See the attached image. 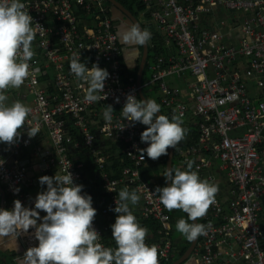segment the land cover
Instances as JSON below:
<instances>
[{
    "label": "built area",
    "instance_id": "built-area-1",
    "mask_svg": "<svg viewBox=\"0 0 264 264\" xmlns=\"http://www.w3.org/2000/svg\"><path fill=\"white\" fill-rule=\"evenodd\" d=\"M137 1L167 51L148 65L150 77L139 87L134 78L124 77V49L107 16L106 0H22L41 28L33 41L29 76L19 87L32 110L20 130L39 125L37 136L46 133L49 139V148L39 154L41 174L64 175L68 169L74 183L84 186L85 166L75 163L72 154L87 149L109 196V206L93 221L99 242L114 247L106 241L110 227L101 218L114 212L118 193L127 186L141 197L138 220L159 226V240L149 236L146 244L157 246L159 264H168L170 218L153 194L154 182L143 174L149 158L141 157L147 145L140 134L146 126L121 116L127 95L139 100V91L150 89L166 114H182V127L194 135L177 151V161L185 170L186 162L194 161L193 170L202 179L217 185L225 178L230 187L231 201L218 190L207 210L206 235L199 237L193 258L200 264H234L238 250L245 264H264V0ZM73 52L87 67L97 64L108 71L100 101H84L86 84L69 71ZM105 106L113 108L111 123L103 119ZM33 138L22 135L11 145L0 144L5 161L0 187L23 206L29 202L26 190L38 184L22 159ZM98 138L116 144L124 155L129 166L120 178L108 171L107 156L95 147ZM21 238L26 249L37 244L33 235Z\"/></svg>",
    "mask_w": 264,
    "mask_h": 264
},
{
    "label": "clouds",
    "instance_id": "clouds-1",
    "mask_svg": "<svg viewBox=\"0 0 264 264\" xmlns=\"http://www.w3.org/2000/svg\"><path fill=\"white\" fill-rule=\"evenodd\" d=\"M40 28L25 11L22 0H0V144L11 145L21 137L18 130L32 111L20 101L9 104L6 90L19 88L29 76V62L35 55L33 41ZM117 36L122 45L130 48L146 46L151 39L150 31L136 23L124 25ZM69 71L86 84V103L101 100L109 77L106 69L97 64L87 67V62H81L80 53L73 52ZM113 113L111 106H105L104 121L111 123ZM160 113L161 105L156 100H137L132 94L126 96L121 111L124 121L146 126L140 134V141L147 145L140 150L142 158L144 154L152 160L167 155V149L176 148L185 137L182 114L169 119ZM125 127L123 123L121 130ZM38 133L39 125L28 128L27 136L36 137ZM4 163L0 159V166ZM193 164L194 161H187L183 171L165 169L162 176L170 183L157 187L153 193L167 210L180 209L187 214L188 220L179 219L175 227L189 242L206 235V225L194 221L207 214L219 190L215 183L202 179L193 170ZM65 172L38 178L39 185L45 187L35 196L33 207L14 200L11 209L0 208V249L18 252V238L33 229L37 244L18 256L17 264H159L157 246L146 244L148 229L139 224L132 211L141 199L135 190L125 186L119 191L112 209L117 215L110 226L115 247H106L99 242L101 238L93 227L97 210L92 206V197L83 193V185L74 183L68 169ZM13 191L18 194L20 189ZM41 212L45 215L41 216Z\"/></svg>",
    "mask_w": 264,
    "mask_h": 264
},
{
    "label": "crops",
    "instance_id": "crops-1",
    "mask_svg": "<svg viewBox=\"0 0 264 264\" xmlns=\"http://www.w3.org/2000/svg\"><path fill=\"white\" fill-rule=\"evenodd\" d=\"M134 1L141 8H143L142 5L140 4V2H138L137 0H134ZM137 4L135 5L134 8L138 7ZM126 11L129 12L128 10H126ZM142 12H143V9L140 12H138L137 17H135L131 12H129V13L132 14V16L139 22L140 26L144 25L146 27V30L150 31V33H151V42H148L147 48L154 49V48L157 47L158 49H164L166 51L165 41H164L163 36L160 35L156 31L155 25L150 20H147V19L142 17ZM107 16L112 20V23L114 24L116 33H118L122 29V27L124 25L133 23L130 20L129 17L125 16L120 10L114 8L110 4H109V6H107ZM154 28H155V30H154ZM119 44L124 49V52H123V67H124V72L123 73H124V77H126V78L132 77V78L135 79V81H137L138 69H139V66H140V63H141V60H142V55H143V47L139 46V47H131L130 48V47L122 45L120 40H119ZM166 54H167V51L165 52V54H162V55H166ZM152 62L153 61H148L146 59L144 70H143L142 75H141L140 84H144L149 79V78H147V80L142 83V79L144 78L143 74L146 71L149 72L147 67ZM144 90H146L148 92L147 96L149 95V93H151V99L154 98V99L157 100L154 92H152L150 89H143L142 92H144ZM21 92L22 91H21L20 88H14V89H12L10 91V93H6V95L8 96V101L7 102L10 104V103L15 102V101H20V102L24 103L26 106H28V103L22 98V96H21L22 93ZM146 99H147V97H146ZM157 102H158V100H157ZM158 104H159V102H158ZM161 110L163 111L164 114H166L165 111L162 108H161ZM184 128H185V126H184ZM185 129H186L185 137L178 144V146H176V147L181 146V144H183V142L184 143L188 142L189 144L191 143L194 135H192V133L190 131H188L189 129H187V128H185ZM18 131H20L22 133L21 136L22 135L23 136H27V132H23L21 130H18ZM79 139L80 138L77 137V140H79ZM49 146H50L49 145V139H48L46 133H43V134L38 135V136L33 138L32 146L29 149H27L24 152L23 156H22V159L24 161H26L27 163H29V167L31 168V171L29 172V175L34 176L36 179H38L39 177L45 176V175L50 176V177L54 176V175H57V173H55V171H49L47 173L41 174V167L42 166L40 164L41 162H40V155L39 154L44 152L45 150H47L49 148ZM95 147L97 149H99V150H102L103 153L105 154V156H107V158H108V160H107L108 161V164H107L108 171L110 173H112L115 178H120L121 174L119 175V177H117V176H115L114 171H112L110 169L111 168V164H112L111 159L114 158V157L117 158L119 156L120 152H121L120 150H118L117 145L114 144V143H111V142H109L107 140H103L101 138L100 139L98 138ZM81 151L85 152L84 155L87 157V160H88L87 163L77 162V161H80V155L79 154L81 153ZM174 151H175V149H174ZM72 157L75 159V163L84 164L85 170H86V173H87V181L84 183L83 193H86V194H88V195H90L92 197V194H90L91 192L85 190L86 186L89 184V182L92 179H93V182H92L93 184L97 183L102 189H103V187H102V183L100 182L99 174H98L97 169L95 167H91L92 160L90 159V156L87 154V149H82L81 148L79 150H75L74 153L72 154ZM158 162L160 164H162V160L160 158L158 159ZM177 162L179 164H181L179 161H177ZM86 167H87V169H86ZM91 172H93V174L95 173V177L94 176L92 177V173ZM154 177L155 176H152V175L150 177V180H152L153 182H154ZM154 185H155V182H154ZM217 185H218V189H219L221 195L224 198H226L228 200V202L231 201V196L229 195L230 187H229V185L227 183V180L225 178H222V179L219 178ZM44 187L45 186H41L38 183L35 187L29 188V189L26 190V194H27L29 202L27 203V205L25 207L31 208V207L34 206L33 201H34L35 196L39 192L43 191ZM122 189L123 188H121V190ZM32 190L34 191V193H32L33 192ZM105 194H106V192H105ZM106 198H107L108 206H109V196L107 194H106ZM12 206H13V200L0 187V208L11 209ZM92 206L97 210V215H99L100 211L103 208L99 209L97 205H95V206L92 205ZM108 206H106V207H108ZM140 206H141V201H139V203L136 206L132 207V211H133L134 215L137 217V220L139 219L138 215H139V211H140ZM106 207H104V208H106ZM40 215L43 216L45 214L43 212H41ZM116 215H117L116 213L110 212V214L108 215L107 218H101V222L108 224L109 227H110L115 222ZM204 217H201V220L203 221V223H204ZM138 222L140 224L142 221L138 220ZM170 225H171V223H170ZM33 231H34L33 229H29L27 234L32 235ZM171 231H172V226H171ZM171 231H170V233H171ZM149 236H151L152 240L155 241V242H157L159 240L158 237L156 239L153 236V234L148 231V235L146 237L149 239ZM21 237L18 238V244H19V251L18 252H11V251H5L3 249H0V264H17V257L18 256H22L23 253L26 250V247H25ZM177 239H178V245H181V243L183 244L184 241H185L183 236H182L181 240L179 238H177ZM106 240L111 246L115 247V242L112 240L111 228H110V233L107 235ZM198 240H199V238H198ZM171 241H172V239H171ZM194 248H195V246H194ZM174 257H175V255H174ZM174 260H175V258H174ZM233 263L234 264H245L244 260L240 257V255L238 253V250H236V256H235V258L233 260ZM182 264H200V263H198L193 258V251H192L190 256H189V258H188V260L186 262H183ZM217 264H223V263L219 262Z\"/></svg>",
    "mask_w": 264,
    "mask_h": 264
},
{
    "label": "trees",
    "instance_id": "trees-1",
    "mask_svg": "<svg viewBox=\"0 0 264 264\" xmlns=\"http://www.w3.org/2000/svg\"><path fill=\"white\" fill-rule=\"evenodd\" d=\"M116 1L118 3H120L126 10L131 12L135 17H137L138 12H140L142 10V8L134 0H116ZM105 4H106V6H109V3L106 2ZM136 4L138 5V7L134 8ZM141 26H142V29H146V27L144 25H141ZM165 52L166 51L164 49H158L157 47L154 49L147 48V60L153 61L156 56H158L160 54H165ZM146 80H147V78H145V79L143 78L142 83ZM146 92L147 91L144 90L143 93H144V96L147 97V99H148V96H147L148 92L147 93ZM152 99H154V98H152ZM154 100H156V99H154ZM156 102H157V100H156ZM161 114L168 116L169 119H171V117H172V115H170V114H164L162 110H161ZM188 145H189L188 142H185V143L183 142V144H181V146L174 148L175 151H174V159H173L172 168H174V162L177 161V151L187 147ZM84 154H85V152L81 151V153L79 154L80 155V161H77V162H81V163H87L88 162L87 157ZM167 157H168V149H167V155L159 157L162 160V164H160L158 162L159 158L156 160H152L149 158L147 165L143 170L144 176L148 179H150L151 175L152 176L160 175L161 180L158 183H155L154 189H156L157 187H166V181H165L164 177L162 176V174L166 169ZM111 161H112V164H111L110 169L112 171H114L115 176H117V177H119V175L122 173V170L124 168L129 166L128 163L125 162L124 155H122V154H120L117 158H115V157L112 158ZM86 169H87V167H86ZM91 173H92V177L93 176L95 177V173L94 174H93V172H91ZM92 182H93V179L86 186L85 190L91 192L90 194H92L93 205L94 206L97 205L99 209H102V208L108 206V201H107L106 194H105L104 190L97 183L93 184ZM166 212L170 218V223L172 226V231L169 235L170 236L169 238L172 239V242H173L171 260L168 264H173L177 259H180L184 255V253L187 251V249L191 245V242L187 241L185 238H184V240H185L184 243L181 245H178V239H177L178 237L176 236L177 230L175 227V225L179 219L183 218L185 220H188V216L186 213H184L180 209H175L172 211H169L166 209ZM189 222H192V221H189ZM197 222L203 223L201 218H198ZM140 225L142 227L147 228L148 231L151 232L153 234V236L157 239L156 232L159 229V226L155 222H153L151 220H146V221H142L140 223ZM174 255H175V257H174ZM174 258H175V260H174Z\"/></svg>",
    "mask_w": 264,
    "mask_h": 264
},
{
    "label": "water",
    "instance_id": "water-1",
    "mask_svg": "<svg viewBox=\"0 0 264 264\" xmlns=\"http://www.w3.org/2000/svg\"><path fill=\"white\" fill-rule=\"evenodd\" d=\"M106 2L109 3L110 5H112L114 8L120 10L125 16L129 17L130 20L133 23H136V24H138L140 26L139 22L132 16V14H130L129 12H127L123 8V6L120 3H118L116 0H106ZM141 29H142V27H141ZM142 47H143V55H142V60H141L139 69H138V75H137V81H136V85L138 87L140 86L141 75H142V72L144 70V66H145L146 59H147V45L146 46H142ZM139 99L140 100H147L141 90L139 91ZM157 115H159V114H157ZM173 159H174V148H169L168 149V157H167V161H166V169L172 167ZM169 183L170 182H166V186H168ZM194 222L195 223H198L197 220L194 221ZM197 240L194 241V242H191V246L189 247V249L184 253V255L180 259H178L173 264H182L183 262H186L188 260L189 256H190L191 252L193 251L194 246L197 243Z\"/></svg>",
    "mask_w": 264,
    "mask_h": 264
},
{
    "label": "rangeland",
    "instance_id": "rangeland-1",
    "mask_svg": "<svg viewBox=\"0 0 264 264\" xmlns=\"http://www.w3.org/2000/svg\"><path fill=\"white\" fill-rule=\"evenodd\" d=\"M154 30H155V28H154ZM149 42H151V39H150ZM143 75H144V79H145V78H149V76H150L149 72H147V71L144 72ZM167 82H168V83H172V82H175V80H174V79H167ZM145 91H146V90H145ZM146 93H147V92H146ZM148 96H149L148 98L151 99V93H149ZM179 143H180V142H179ZM177 146H178V145H177ZM174 168H180L182 171L185 170L184 167H183V165H182V164H179L177 161L174 162ZM160 180H161L160 175H158V176L156 175V176L154 177V182H155V183H158ZM32 191H33V190H32ZM32 191H31V192H32ZM32 193H34V191H33ZM176 236H177L180 240L182 239V235H181L178 231H176ZM180 240H179V241H180ZM181 244H182V243H181Z\"/></svg>",
    "mask_w": 264,
    "mask_h": 264
}]
</instances>
